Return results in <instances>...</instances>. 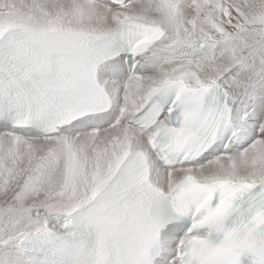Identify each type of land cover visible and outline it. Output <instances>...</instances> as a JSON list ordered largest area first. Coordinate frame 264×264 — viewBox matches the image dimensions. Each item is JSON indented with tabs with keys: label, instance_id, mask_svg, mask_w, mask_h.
Wrapping results in <instances>:
<instances>
[{
	"label": "snow or ice",
	"instance_id": "obj_1",
	"mask_svg": "<svg viewBox=\"0 0 264 264\" xmlns=\"http://www.w3.org/2000/svg\"><path fill=\"white\" fill-rule=\"evenodd\" d=\"M0 264H264V0H0Z\"/></svg>",
	"mask_w": 264,
	"mask_h": 264
}]
</instances>
